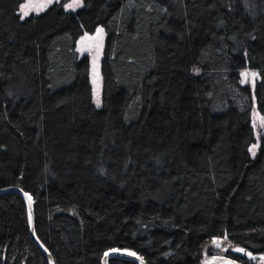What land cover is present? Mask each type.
<instances>
[{"label": "trees", "instance_id": "1", "mask_svg": "<svg viewBox=\"0 0 264 264\" xmlns=\"http://www.w3.org/2000/svg\"><path fill=\"white\" fill-rule=\"evenodd\" d=\"M0 0V191L55 264H264V0ZM105 30L102 104L78 40ZM244 70L258 72L254 86ZM236 249H239L236 251ZM206 253V254H205ZM0 264H49L17 192ZM109 264H138L111 258Z\"/></svg>", "mask_w": 264, "mask_h": 264}, {"label": "rangeland", "instance_id": "2", "mask_svg": "<svg viewBox=\"0 0 264 264\" xmlns=\"http://www.w3.org/2000/svg\"><path fill=\"white\" fill-rule=\"evenodd\" d=\"M62 0H25L23 5L28 4L30 7L26 9L28 15H24L23 11L20 8V15L22 18H25L31 14H39L44 12L47 8L53 5L56 2ZM66 10L75 11L83 6V0H71L65 5ZM105 44V30L102 26L98 27L93 34H85L82 36L78 42L76 50L80 55H87L90 61V82L93 89V102L97 107H100L102 104L101 95H102V74H101V61L103 57ZM242 83L254 86L255 81L258 79V72L254 70H244L241 73ZM252 125L255 133V144L251 147V154L255 156L257 149L260 145L261 136L264 129V122L262 116L257 110V107L254 106L252 109ZM212 251L216 254L215 256L208 257L205 255L202 264H215L214 260L220 261V257L223 254L224 243L222 240H213L210 243ZM239 249H236L238 251ZM206 254V253H205ZM225 264H232L225 262ZM220 264V262H219Z\"/></svg>", "mask_w": 264, "mask_h": 264}, {"label": "water", "instance_id": "3", "mask_svg": "<svg viewBox=\"0 0 264 264\" xmlns=\"http://www.w3.org/2000/svg\"><path fill=\"white\" fill-rule=\"evenodd\" d=\"M17 192L19 193L23 199L26 202L27 205V212H28V218H29V231L31 238L33 239L34 243L37 245V247L43 252V254L46 256L47 260L49 261V264H55L53 257L51 253L48 251V249L40 242V240L37 237L36 234V226H35V215H34V204L32 197L24 192L22 189L18 187H11L6 190L0 191L1 193L5 192ZM111 258H119L123 260H132L137 262L138 264H146L145 261L137 254L131 253L128 251H121V250H112L109 251L103 258L102 263L103 264H109V261Z\"/></svg>", "mask_w": 264, "mask_h": 264}, {"label": "snow or ice", "instance_id": "4", "mask_svg": "<svg viewBox=\"0 0 264 264\" xmlns=\"http://www.w3.org/2000/svg\"><path fill=\"white\" fill-rule=\"evenodd\" d=\"M30 7V5L25 4L21 6V10L23 11L24 15H28V11H26V9H28Z\"/></svg>", "mask_w": 264, "mask_h": 264}]
</instances>
